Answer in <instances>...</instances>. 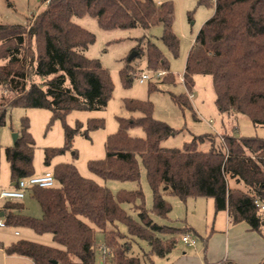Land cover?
Segmentation results:
<instances>
[{
	"label": "trees",
	"instance_id": "1",
	"mask_svg": "<svg viewBox=\"0 0 264 264\" xmlns=\"http://www.w3.org/2000/svg\"><path fill=\"white\" fill-rule=\"evenodd\" d=\"M41 2L45 4L43 10L25 25L0 24V59L5 61L0 65V87L8 94L1 98L0 125L5 124L8 109L14 107L48 109L52 113L49 129L61 119L64 145L44 150V164L50 166L72 148L75 135L87 136L105 125L103 119L92 118L83 130L81 123L76 127L66 124V116L74 110L104 109L113 93L107 69L99 59L85 55L95 43V35L74 18L92 16L104 30L146 31L161 24L162 41L174 56L179 53L180 40L173 29L175 9L171 1ZM198 3L212 5L214 14L198 32L188 54L183 79L186 88L191 93L197 75L210 76L221 113L241 115L254 126L264 127V0ZM138 41L136 56L145 54L148 69L162 70V82L174 83L161 49L146 35ZM131 62L127 61L121 73L126 85L137 73ZM172 99L183 110L193 109L187 94L172 95ZM124 108L129 116L118 118V131L106 140L105 157L89 162L92 173L105 180L139 182L144 168L153 190L156 215L166 218L171 212L166 195L183 201L210 198L217 212L228 211L233 224L245 222L251 230L260 231L263 219L256 201L264 204V138L224 135L217 143L216 135L208 133L194 136L183 148H168L162 142L177 131L154 117L150 101L126 99ZM134 127H141L145 137L131 136L129 130ZM204 143H209L208 150L200 149ZM35 148L29 120L24 118L17 141L4 149L11 182L35 175ZM1 152L0 146V156ZM53 176L56 186L34 187L29 192L38 201L42 217L23 214V203L9 202L18 213H9L6 224L29 228L39 235L51 234L61 247L19 240L3 247L7 254L28 257L30 264H96L98 229L112 252V256L102 255L104 264H143L140 258L129 256L131 237L146 240L151 255L166 257L175 247L177 235L183 232L153 221L141 189L114 195L109 188L82 176L73 163L54 165ZM229 180L245 188L231 187ZM137 201L141 202L136 206L139 221L122 207V203ZM118 224L127 227L129 238L120 233ZM161 234L170 238L163 239Z\"/></svg>",
	"mask_w": 264,
	"mask_h": 264
},
{
	"label": "rangeland",
	"instance_id": "2",
	"mask_svg": "<svg viewBox=\"0 0 264 264\" xmlns=\"http://www.w3.org/2000/svg\"><path fill=\"white\" fill-rule=\"evenodd\" d=\"M155 1H160L161 3L171 1L174 5L173 29L180 40L177 56H174L163 43V26L161 24L146 31L141 28L104 30L99 26L96 18L92 16L86 15L82 18H74L76 23L95 35L96 41L85 51V55L89 58L99 59L103 67L107 69L113 82V93L106 108L101 110H74L66 116L65 122L71 127H76L77 124L81 123L84 130L88 127L90 119H103L105 122L104 128L91 131L87 136L82 134L75 135L72 148L63 155L56 157L50 166H46L44 164L45 148L64 145V122L61 119H57L49 129L48 123L52 113L48 109L22 107L8 109L6 122L4 125H0V146L2 147L0 156V191L10 188L8 185L10 183V166L4 149L15 144L14 134L20 132L23 119L28 118L30 132L36 146L34 153L36 176H53L55 163L66 162L73 163L82 176L93 179L98 184L109 188L114 195H117L122 190L135 191L141 189L145 196V208L150 213L153 221L159 225H169L182 229L183 232L177 235V243L166 257L151 255V247L146 240L139 237H131L129 256L140 258L143 264H193L197 260L196 254L199 248H203L202 250L204 251L211 233L214 230L223 228L226 221L225 212H217L215 210L213 199L201 197L183 201L176 196L166 195V199L172 205V210L166 218H162L153 212V190L148 182L144 168L142 169L139 182L105 180L92 173L89 169L91 160L105 157V143L110 135L118 131V118L129 116L124 108L126 99L150 101L153 104L154 117L166 122L177 131V133L162 142V146L168 148H183L186 143L193 140L194 136L208 133L216 135L217 143H219L225 134L224 126L228 135L232 134L235 136L248 134L250 132L248 129L252 128V123H249L248 127L241 123L237 124L232 119H229L228 114L221 113L218 110L215 104L213 81L210 76L197 75L191 93L184 84L183 79L188 54L198 32L204 23L213 16L214 7L212 5H199L198 0ZM43 8L44 4L40 0H0V24L25 25L29 19L37 15ZM143 35H146L161 49L169 62L174 83H163L162 77L157 78L156 72L148 69L145 54L140 57L136 56L137 53L134 48L139 44L138 38ZM128 60H132L131 64L137 68V73L132 82L126 85L121 73ZM4 63L5 61L0 59V65ZM143 73H148L150 79L140 82V76ZM152 88L156 90H152ZM182 94H187L189 97L191 95L192 110H183L174 103L172 95ZM7 96V92L1 86L0 104L2 103L1 98ZM129 134L133 137H145L141 127L130 129ZM209 148V143H204L200 146L201 150H208ZM235 183L234 180H229L231 187H236ZM239 186L242 189L245 188L243 185ZM25 201L27 203V215L41 218L43 213L38 201L31 195H27ZM140 204V201H137L136 204L125 202L122 203V207L136 221H139L140 218L136 206ZM84 220L95 228L91 222ZM112 228V226H109V229ZM118 229L123 236H126V239L129 238L128 229L124 224H118ZM15 230L23 234L20 238L27 237L26 233L30 231L26 228L22 229V227L14 228ZM96 230L98 245L104 244L103 233L98 229ZM1 233L6 235L7 239H11V231L8 227L3 230L0 229ZM51 236L48 233L43 235L33 233L35 240L31 241L45 243V245L53 247H61L58 243L52 241ZM160 236L163 239L170 238L169 235L165 234ZM184 236H188L190 242L195 243L189 244L186 242L187 245L182 241ZM185 253L190 254L191 257L187 258ZM103 256L98 249L96 264H104Z\"/></svg>",
	"mask_w": 264,
	"mask_h": 264
},
{
	"label": "crops",
	"instance_id": "3",
	"mask_svg": "<svg viewBox=\"0 0 264 264\" xmlns=\"http://www.w3.org/2000/svg\"><path fill=\"white\" fill-rule=\"evenodd\" d=\"M157 3L160 4L161 2L159 1ZM229 117V119H232L233 122L237 124L241 123L245 127H248L249 123H252V121L241 115H229ZM253 126L254 124L252 123V128L248 129L250 130V132L248 134H244L243 136H258L264 138V127L254 126L253 129ZM224 130V135H228L225 126ZM56 164L58 163H55V165ZM14 184L15 183L11 182L10 179V183L8 185L12 187ZM239 185L240 184H236V187L240 188ZM27 195L30 194L28 193ZM25 199L26 197L21 201L13 202L23 203L24 209L21 211V213L28 214L27 203ZM9 202L11 201L2 203L0 202V220L4 221L5 224L7 215L9 213H18L17 209L9 207ZM223 212H225L226 215L224 227L214 230L211 233V235L209 236L210 239L204 247V251L202 250L203 248H199L198 253L196 254L197 260L193 264H260L264 260V210H260L263 224L259 232L251 230L250 226L245 222L233 224L229 217L228 211ZM6 227H8L11 231V239H7L6 235H2V233L0 234V264H30L32 262L30 258L18 254L9 255L5 252L3 247H8L19 240H35L33 238V233L35 232L29 228H26L31 232L28 231L26 233L27 237L20 238L23 234L18 230L14 231V228L17 227H12L6 224L5 226H0V229L3 230ZM22 229H24V227H22ZM51 237L53 241V236ZM185 255H187V258L191 257L188 253H185Z\"/></svg>",
	"mask_w": 264,
	"mask_h": 264
},
{
	"label": "built area",
	"instance_id": "4",
	"mask_svg": "<svg viewBox=\"0 0 264 264\" xmlns=\"http://www.w3.org/2000/svg\"><path fill=\"white\" fill-rule=\"evenodd\" d=\"M164 74L165 72L163 71L156 72V77L157 78L163 77ZM149 79L150 76L148 73H143L140 76V82H144ZM54 186H56V180L52 175H46V176L33 175L26 178H22L9 189H2L0 191V202L21 201L27 196L30 190L34 187L51 188ZM256 204L260 208V210H264V204L258 201H256ZM5 225H6L5 222L0 220V226H5ZM183 241L189 244L195 243V242L191 243L188 236H184ZM99 251L102 253V255L112 256V252L106 247L105 244L100 245Z\"/></svg>",
	"mask_w": 264,
	"mask_h": 264
},
{
	"label": "water",
	"instance_id": "5",
	"mask_svg": "<svg viewBox=\"0 0 264 264\" xmlns=\"http://www.w3.org/2000/svg\"><path fill=\"white\" fill-rule=\"evenodd\" d=\"M17 138H18V134H14V142L17 141Z\"/></svg>",
	"mask_w": 264,
	"mask_h": 264
}]
</instances>
